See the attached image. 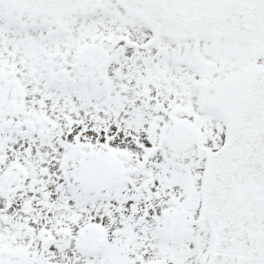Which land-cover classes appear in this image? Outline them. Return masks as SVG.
<instances>
[{
	"label": "snow or ice",
	"instance_id": "6c2138e0",
	"mask_svg": "<svg viewBox=\"0 0 264 264\" xmlns=\"http://www.w3.org/2000/svg\"><path fill=\"white\" fill-rule=\"evenodd\" d=\"M0 264H264V0H0Z\"/></svg>",
	"mask_w": 264,
	"mask_h": 264
}]
</instances>
